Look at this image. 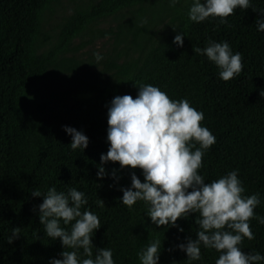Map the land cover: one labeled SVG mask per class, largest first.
<instances>
[{
	"label": "trees",
	"instance_id": "trees-1",
	"mask_svg": "<svg viewBox=\"0 0 264 264\" xmlns=\"http://www.w3.org/2000/svg\"><path fill=\"white\" fill-rule=\"evenodd\" d=\"M55 1L0 0V264H51L63 258L61 240L47 237L39 220L38 206L51 187L65 193L73 187L82 191L88 203L81 211L98 215L101 227L93 233V258L97 248L106 247L112 250L115 264H141L137 253L159 239L158 264H215L220 256L215 249L201 244V258L190 260L178 247L202 230L196 223L199 213L178 219L177 226L157 227L146 215L149 205L144 201L131 208L122 204L121 188L131 187L133 172L143 182L142 170L109 161L102 165L107 174L101 179L97 166L110 147L108 109L113 98H135L139 86L152 84L173 100L188 99L204 113L202 126L216 138L199 169L205 183L238 170L244 194H259L261 203L255 214L264 217V97L260 95L264 90V31H258L256 24L258 18L264 20V0H250L246 10L238 7L226 23L216 17L191 21L188 11L193 0H186L177 8L174 34L154 46L142 61L112 63L113 77L91 90L75 87L40 93L36 87L52 72L75 66L62 55L76 37L94 22L145 2L99 0L79 9L67 19L57 42L40 52L45 13ZM163 8L165 4L159 3L155 12ZM144 13L140 7L134 19L119 27V36L132 29L133 43L141 45L146 25L139 21ZM182 32L181 47L173 41ZM209 41H226L233 53L242 54L240 75L225 82L214 62L193 52V47L203 49ZM65 126L88 137L86 149L70 147L72 137ZM36 189L41 196L32 195ZM99 199L105 206L99 205ZM60 225L71 229L63 220ZM16 227L19 237L8 243ZM250 227L255 239L245 238L240 247L245 253L264 255V225L252 219ZM76 251L81 260L87 258L82 248Z\"/></svg>",
	"mask_w": 264,
	"mask_h": 264
},
{
	"label": "clouds",
	"instance_id": "clouds-1",
	"mask_svg": "<svg viewBox=\"0 0 264 264\" xmlns=\"http://www.w3.org/2000/svg\"><path fill=\"white\" fill-rule=\"evenodd\" d=\"M177 3L179 0H169L172 7ZM238 7L250 8V0H193L188 17L197 23L209 17L226 23ZM256 24L258 31H264V20L258 18ZM184 35V32L177 34L173 42L182 47ZM193 52L214 62L219 68V78L225 82L243 71L242 54L233 53L226 41H209L203 49L193 47ZM94 57L97 61L103 59L99 52ZM260 95L264 97V90ZM203 120L204 113L192 107L188 99L173 100L152 84L139 86L135 98L114 97L108 109L110 147L106 154H101L97 176L102 179L107 174L102 165L109 161L118 162L121 168L142 170L143 182L133 172L131 187L121 188L122 204L131 208L137 201H144L149 205L146 215L157 227L177 226L178 219L199 213L196 223L202 230L195 239L188 238L186 244L178 246L188 259L199 260L203 244L220 253L215 264H260L264 255L245 253L240 247L245 238L255 239L250 227L252 219L264 225V217L255 214L261 203L259 194H244L238 170L205 183L199 169L205 152L215 144L216 138L202 126ZM65 131L72 137L73 150L87 148L89 139L83 132L67 126ZM112 175L115 177V170ZM32 195L42 194L36 189ZM43 197V203L38 206L40 223L47 237L59 238L65 249L60 254L63 258L53 259L51 264H115L110 248H97L93 258L92 237L101 222L92 211H81L88 203L82 191L73 187L65 193L51 187ZM98 203L105 206L102 199ZM61 220L64 225L71 224L70 231L61 227ZM19 232V227L13 228L8 243L18 238ZM161 247L159 239L148 243L137 253L141 264H158ZM81 248L87 257L82 260L76 251Z\"/></svg>",
	"mask_w": 264,
	"mask_h": 264
},
{
	"label": "rangeland",
	"instance_id": "rangeland-1",
	"mask_svg": "<svg viewBox=\"0 0 264 264\" xmlns=\"http://www.w3.org/2000/svg\"><path fill=\"white\" fill-rule=\"evenodd\" d=\"M99 0H56L46 11L42 32L38 41L39 51L53 46L67 19L77 10L87 8ZM159 3L165 4L160 13L155 12ZM186 0H179L174 7L169 0H145L142 4L122 9L116 15L94 22L89 29L76 37L69 51L62 56L72 59L73 68L52 72L36 87L37 91L57 92L70 88L91 90L102 82L111 79L115 72L112 63H123L132 59H142L156 45L168 40L178 25L177 8L183 7ZM163 6V5H162ZM145 8L140 25H146L141 45L133 43L132 29L119 36L120 26L134 19L136 11ZM127 26V24L125 25ZM99 52L103 59L97 61L94 53Z\"/></svg>",
	"mask_w": 264,
	"mask_h": 264
}]
</instances>
